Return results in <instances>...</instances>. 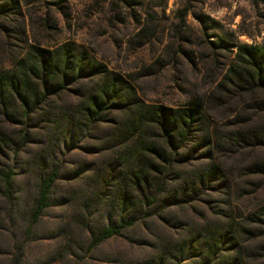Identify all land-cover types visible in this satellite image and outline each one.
<instances>
[{
	"label": "rangeland",
	"instance_id": "obj_1",
	"mask_svg": "<svg viewBox=\"0 0 264 264\" xmlns=\"http://www.w3.org/2000/svg\"><path fill=\"white\" fill-rule=\"evenodd\" d=\"M2 4L9 6L0 16V76L18 75V65L32 47L56 51L70 45L73 55L85 54L128 82L133 104L125 108L123 93L116 102L123 104L114 106L104 121L67 141L59 120L103 83L101 74L83 73L42 104L26 128L0 115V127L14 139L22 132L28 136L18 154L10 151L2 159L15 176L13 199L0 195V264H138L163 256L173 263L175 246L200 245L219 233L228 240L222 241L223 251L213 264H264V227L251 220L264 207V145L249 146L239 139L249 131H264V91L243 89L236 78L221 86L237 66L241 48L264 50V0H0ZM137 101L172 109L198 103L203 113L201 130L192 139L208 136L209 143L190 161L173 165L165 195L177 193L209 166L219 173L199 196L188 191L183 203L142 218L88 252L93 231L108 223L112 206L83 210L78 205L96 186L100 168L134 153L136 139L145 132ZM41 158L56 163L60 177L50 206L31 226ZM87 212H92L88 218ZM199 262L192 256L182 263Z\"/></svg>",
	"mask_w": 264,
	"mask_h": 264
},
{
	"label": "trees",
	"instance_id": "obj_2",
	"mask_svg": "<svg viewBox=\"0 0 264 264\" xmlns=\"http://www.w3.org/2000/svg\"><path fill=\"white\" fill-rule=\"evenodd\" d=\"M14 1V0H13ZM9 4L0 5V16L8 11ZM237 66L230 69L221 86L232 78L239 81L243 89H260L264 91V50L241 48L237 54ZM18 75L0 76V115L8 122L18 123L27 127L28 121L40 106L50 97L59 94L79 74L94 76L101 74L103 83L96 94L83 99L77 108L59 120L58 129L61 136L75 141V132L83 135L87 128L95 122H102L116 103L122 98L125 108L132 106L133 87L118 75H111L103 64H93L87 56L73 55L71 46L64 45L61 49L51 51L32 47L28 57L19 63ZM139 123L145 132L136 139L134 155L128 153L116 162L105 164L97 175L96 186L78 207L88 210L90 207L101 209L112 206L108 223L97 227L92 233L87 247L90 252L109 239L120 237L123 232L134 227L144 217L156 215L169 206L183 203L188 191L194 196L203 188H210L218 176L219 169L209 166L194 174L186 187L181 185L180 191L173 195H165L169 175L176 162H188L194 158L209 138L195 141L192 139L203 113L200 105L189 104L176 109L165 106H148L137 101ZM73 134L71 138L70 134ZM26 133L8 134L0 127V195L8 201L13 199V167L2 161L10 151L18 154L27 142ZM240 141L249 146L264 145V131H249L240 134ZM210 139V138H209ZM65 140V142H66ZM194 140V141H193ZM193 141L192 145L189 143ZM186 150V151H184ZM40 171L37 174V200L31 214V226L36 224L50 206V194L60 177V168L54 163L40 159ZM189 198V196H187ZM114 211V213H113ZM92 212H87L88 218ZM251 220L264 227V207L251 217ZM81 222V219H77ZM87 224V223H86ZM228 240L226 233L207 237L202 244L197 241L183 242L172 250L173 263L165 256L138 264H183L192 256L200 259L199 264H213ZM197 244V245H196Z\"/></svg>",
	"mask_w": 264,
	"mask_h": 264
}]
</instances>
